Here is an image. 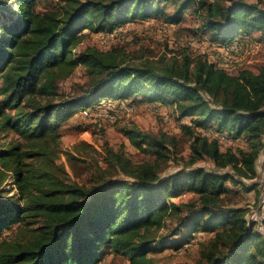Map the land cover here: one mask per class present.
<instances>
[{
    "label": "trees",
    "instance_id": "trees-1",
    "mask_svg": "<svg viewBox=\"0 0 264 264\" xmlns=\"http://www.w3.org/2000/svg\"><path fill=\"white\" fill-rule=\"evenodd\" d=\"M35 1L0 0V95L3 108L14 110L10 115L2 112L0 131L12 129L24 140L0 146V264H96L105 248L125 255L128 264H156L148 253L160 229L168 219L179 218L167 235L174 237L186 215L193 221L183 241L198 231L212 234L199 242L201 263L264 264L263 236L248 224L243 210L227 208L222 196L228 192L226 182L240 183L237 175H256L255 162L264 147V69H241L232 75L201 55L183 53L151 65L132 62L117 47L101 51L91 45L78 54L73 51L84 28L111 33L154 16L177 23L193 4L201 17L198 31L208 35L211 44L230 46L252 33L264 38V9L241 1L64 0L61 11L38 12L32 6ZM172 1L174 10L167 15L160 4ZM76 66L89 77L87 89L55 101V82ZM140 93L153 104L175 107L179 119L194 117L180 126L189 141L188 164L208 159L214 170L196 167L161 177V166L177 141L137 128L125 134L132 147L152 161L130 166L121 153L109 154V162L130 180L86 188L38 166L45 156L61 152L58 128L77 109L104 99L127 101ZM218 136L242 137L246 148L237 154L222 151ZM88 149L78 142L72 146L77 155L68 157L79 159ZM227 168L234 173L225 172ZM9 182L13 194L6 190ZM185 191L194 199L170 202ZM14 225L9 235L3 234Z\"/></svg>",
    "mask_w": 264,
    "mask_h": 264
},
{
    "label": "rangeland",
    "instance_id": "rangeland-1",
    "mask_svg": "<svg viewBox=\"0 0 264 264\" xmlns=\"http://www.w3.org/2000/svg\"><path fill=\"white\" fill-rule=\"evenodd\" d=\"M215 3L216 0H208ZM233 1H241L248 4L257 3L264 9V0H217L218 3L228 5ZM176 2V1H175ZM64 0H36L33 7L38 12L61 11L65 5ZM174 1L160 4L167 15L174 10ZM195 4L188 8L180 17L179 22L168 24L162 17L154 16L148 20L136 19L120 25L115 30L108 32H96L93 29L82 30V41L73 50L75 54L83 51L86 46L97 47L101 51L111 50L112 47L122 48L134 63H157L161 59L180 58L183 53L191 57L201 55L209 62L224 68L228 73L235 75L241 69L258 72L264 69V38L259 33H252L249 38L232 44L230 47L219 46L210 43L208 35H202L198 31L201 17L194 12ZM202 14V11H199ZM89 84V77L84 68L76 66L73 72L65 78L55 82L57 99H72L84 93ZM0 95V122L2 112L10 115L14 110L3 108ZM175 107L162 103H151L145 94L140 93L127 101L119 98L113 100H99L89 107L77 109L72 117L62 123L58 132L60 135V153L53 156H45L38 166L57 178L64 179L68 184L83 185L86 188L100 187L104 183L115 180H130L116 165L109 162V154L121 153L130 166L137 163L152 161L153 157L140 152L130 144L125 131L137 128L150 134L165 133L174 137L175 151L172 149L170 159L161 166V177L176 173V171L204 167L214 170L213 164L208 159H201L196 164L189 166L190 155L189 141L182 134L183 124H190L194 117L179 119ZM209 134V132H208ZM222 138L221 150H230L237 154L238 150L246 148L244 138ZM264 145V136H263ZM78 142H84L91 147L79 159L70 160L68 155H77L72 146ZM9 143H24V140L15 131H0V146L6 147ZM174 152V153H173ZM255 177L236 176L240 180L238 185L226 182L228 192L224 197L227 208L244 211L248 224L261 233L264 238V147L255 162ZM225 172L233 174L227 168ZM6 190L15 192L14 185L9 182ZM194 195L183 192L172 203H187L194 199ZM184 215V214H183ZM183 217V216H182ZM179 218L168 219L158 241L152 245L149 257L155 259L156 264H203L199 260V242L208 240L212 234L195 232L190 233L189 239H182L187 235V225L193 220L186 215L177 228L174 237H167L177 224ZM202 220H205L204 218ZM15 225L5 232L9 235ZM182 238V239H181ZM181 239V240H179ZM185 243V244H184ZM104 254L98 258L96 264H128L125 255H115L105 248Z\"/></svg>",
    "mask_w": 264,
    "mask_h": 264
},
{
    "label": "built area",
    "instance_id": "built-area-1",
    "mask_svg": "<svg viewBox=\"0 0 264 264\" xmlns=\"http://www.w3.org/2000/svg\"><path fill=\"white\" fill-rule=\"evenodd\" d=\"M230 46H225V47H230ZM200 131L202 134H206L207 136H213L214 135V134H212V131H210V130L208 131V130L201 129ZM208 132H209V134H208ZM218 138H220V137L218 136Z\"/></svg>",
    "mask_w": 264,
    "mask_h": 264
}]
</instances>
